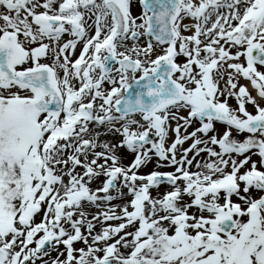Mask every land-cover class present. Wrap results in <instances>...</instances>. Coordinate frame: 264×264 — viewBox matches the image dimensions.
<instances>
[{
	"label": "snow or ice",
	"instance_id": "snow-or-ice-1",
	"mask_svg": "<svg viewBox=\"0 0 264 264\" xmlns=\"http://www.w3.org/2000/svg\"><path fill=\"white\" fill-rule=\"evenodd\" d=\"M138 4L0 0V264H264V0Z\"/></svg>",
	"mask_w": 264,
	"mask_h": 264
},
{
	"label": "bare ground",
	"instance_id": "bare-ground-1",
	"mask_svg": "<svg viewBox=\"0 0 264 264\" xmlns=\"http://www.w3.org/2000/svg\"><path fill=\"white\" fill-rule=\"evenodd\" d=\"M138 5H139L138 4V0H133L132 11H133L134 14H137V12H138V8H139ZM185 22H187V21H185ZM174 124H175V122L173 121V126H174ZM189 131H191V129H189ZM109 139H111V137H109ZM189 142H186L185 143L186 144L185 147H187V143H189ZM201 155H204V154H201ZM125 162H127V161H125ZM153 163L154 162L149 163L148 165L142 167L141 170L145 171L146 169L151 168V166L153 165ZM193 170H195V169H193ZM153 195H156V191H154V190H153ZM116 202H119V201H116ZM89 211H93L94 212L95 211V208H90ZM111 223H115V222H111ZM97 229H99V225H97ZM51 255L53 257L56 256V252H52Z\"/></svg>",
	"mask_w": 264,
	"mask_h": 264
},
{
	"label": "rangeland",
	"instance_id": "rangeland-1",
	"mask_svg": "<svg viewBox=\"0 0 264 264\" xmlns=\"http://www.w3.org/2000/svg\"><path fill=\"white\" fill-rule=\"evenodd\" d=\"M187 34H190V33H187ZM243 81H244V80L242 79V80H241V83H243ZM229 103L232 104L233 106L235 105V101H234V100H230ZM250 110H251V108H250ZM181 114H184V113H181ZM217 127H218V128H221L222 126L219 125V124H217ZM190 129H191V128H190ZM191 130H192V129H191ZM172 136H174V134H170V138H172ZM185 145H186V144H185ZM185 145H184V146H185ZM255 158H256V157H254V159H255ZM152 170H153V169H152ZM148 172H149V170H145V171H143L142 173L145 174V173H148Z\"/></svg>",
	"mask_w": 264,
	"mask_h": 264
}]
</instances>
